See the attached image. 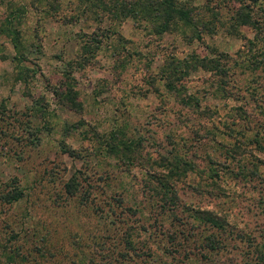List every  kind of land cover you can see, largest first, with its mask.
<instances>
[{"label":"rangeland","instance_id":"1","mask_svg":"<svg viewBox=\"0 0 264 264\" xmlns=\"http://www.w3.org/2000/svg\"><path fill=\"white\" fill-rule=\"evenodd\" d=\"M205 1L194 0L197 6ZM85 6L81 0H0V263L7 253H24L12 264H107L105 220L63 191L76 173L80 192L109 198L116 191L125 204H136L125 217L135 239L147 238L141 225L152 231L148 246L156 262L171 261L160 250L168 239L160 231L167 236L176 229L179 238L177 230L192 231L189 239L204 232L193 207L226 215L232 228L225 227L224 248L208 261L197 259L203 247L187 244V263L264 264L255 259L264 253V165L256 158L264 152L253 142L258 133L264 145V68L249 69L252 46L242 38L261 46L254 30L241 25L231 34L219 23L216 33L190 40L185 28L156 34L133 18L113 19L99 9L96 16ZM98 33L95 49L91 38ZM211 51L228 56L220 59L227 74L191 71L182 83L199 106L180 104L160 69L170 58L214 56ZM66 81L78 92V111L57 100L55 90ZM45 108L51 115L42 116ZM115 129L141 140V162L111 155L93 136ZM219 141L251 152L232 159ZM171 152L197 166L176 182L177 206L164 211L156 194L150 196L157 182L147 171H161L153 161ZM248 169L256 176L242 175ZM17 188L23 192L18 201L1 198Z\"/></svg>","mask_w":264,"mask_h":264},{"label":"trees","instance_id":"2","mask_svg":"<svg viewBox=\"0 0 264 264\" xmlns=\"http://www.w3.org/2000/svg\"><path fill=\"white\" fill-rule=\"evenodd\" d=\"M81 1L86 4L85 9L86 7L90 10L92 8L96 9L93 11L97 14L96 16H98L97 10L99 9L102 13H109L113 19L130 17L135 21L144 23L146 26L148 25L156 34H163L185 28V30H188L185 36H188L190 40H201L204 33H216V26L219 23L225 24V31L231 34H237L238 27L241 25L249 26L254 30V39L261 43V46H258L255 41L242 36V38L246 39L248 47L252 46L248 49L250 51V54H248L249 69L256 70L258 68H264V0H206L198 6L194 0ZM91 40L94 42V48H98L100 44L99 33L94 35ZM85 47L88 51L92 50L88 46ZM23 52L25 50L20 52L21 58H24ZM211 52L215 54V51ZM226 57L228 56L223 52H217L214 56L210 57H199L191 54L189 57L183 59L170 58L165 63V66L160 69L161 75L165 79L167 90L174 94L180 104L188 107H198V99L194 95L186 93L185 86L182 82H184V79L191 71H197L199 69L210 71L216 75L227 74V67L220 65V59L222 58L224 60ZM64 86L65 88L63 89L55 90L57 100L63 106L72 108L75 111L80 110L82 102H79L77 99L78 92L73 88V83L66 81ZM45 115H51V112L46 110V108L42 113V116ZM65 130L68 132L70 127L66 126ZM207 134H210V132L207 131ZM93 136L105 146L107 152L111 155L123 159L127 163H133L135 160L138 163L142 161L139 148L141 140L127 137L123 130L115 129L109 131V133L94 131ZM204 137H207V135ZM253 142L256 143L258 150L264 152V145L261 143L258 133L254 135ZM217 145L223 147L225 151L231 154L232 159L235 158L234 154L241 156L244 152H251L243 147L241 149L238 144L229 145L230 147L228 149L226 143H222L221 141L217 142ZM65 152L72 153L71 149L67 148ZM170 154L171 157L160 155L158 162L153 161L162 169L161 171H153L150 168L147 171V174L151 178L150 180L157 182L156 186H150L152 188L150 190V196H154V193L156 194L158 204L164 211L172 210V206H177L178 194L175 189L176 182L181 180L182 177H185L189 171H195L197 166L194 162L182 158L178 153L173 154L171 152ZM239 158L236 157V160ZM256 158L261 165H264V158ZM208 161L211 164L215 163L210 156L208 157ZM210 172L211 178L217 176L214 167L210 169ZM241 173L244 176L255 177L257 171L256 169H248L241 171ZM77 175L74 173L66 180L63 184V191L69 198L78 196L81 205L84 207L91 206L94 209V213L99 216V219L105 220L104 222L102 221L105 230H110V235L106 236V239L111 240L110 251L107 255L103 256V258H109L107 264H190L185 261L191 254L186 253L188 252L186 250L187 244L203 247L204 252L197 259L205 262L211 259V253L216 254L224 248L220 234L228 231L225 227L232 228L227 216L211 208L198 209L190 207L189 210L191 212L193 211L194 218L199 221V224H203L206 228L205 230H209V233L205 234L204 230L199 236L194 235V238L189 239V237L185 236L192 235V231L187 232L184 229L177 230L178 234L183 235L182 238L175 235L176 233L174 231L176 229L172 233L167 232L169 233L167 236L160 231L162 238H168L161 240L159 243L161 246L160 250L162 253L171 256V261L164 262L162 260L163 262L161 263L156 262L154 253L157 252L148 246V239L152 238V231H148L144 225H141L138 229L146 234L147 238L145 240L141 238L139 240L135 239V231L129 226V222L133 221L125 217L127 212L135 213L137 211L136 204H125L124 197L116 191L111 193L109 198H103L97 192L91 195L88 188L80 192L82 186L77 179ZM22 196V190L17 188L3 194L1 198L7 203H12L18 201ZM110 227H112L113 231ZM158 227L162 229L161 226ZM16 258L25 259L26 255L24 253L21 255L19 253H7L5 261L0 264H12L14 263L13 259ZM255 259H257V262L264 263V253H256ZM97 263L94 262V264Z\"/></svg>","mask_w":264,"mask_h":264}]
</instances>
